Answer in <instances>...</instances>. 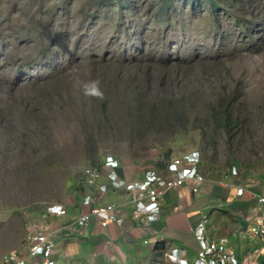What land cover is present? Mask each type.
<instances>
[{
  "label": "rangeland",
  "instance_id": "rangeland-1",
  "mask_svg": "<svg viewBox=\"0 0 264 264\" xmlns=\"http://www.w3.org/2000/svg\"><path fill=\"white\" fill-rule=\"evenodd\" d=\"M213 1L0 0V264L23 213L72 207L108 155L161 168L199 150L217 193L236 168L264 194V0ZM227 217L210 239L247 263L254 240Z\"/></svg>",
  "mask_w": 264,
  "mask_h": 264
},
{
  "label": "crops",
  "instance_id": "crops-1",
  "mask_svg": "<svg viewBox=\"0 0 264 264\" xmlns=\"http://www.w3.org/2000/svg\"><path fill=\"white\" fill-rule=\"evenodd\" d=\"M120 162L121 165L117 169L119 177L131 183H141L147 171L161 172L170 161L161 168L151 163L148 164V162L135 163L130 159H123ZM104 173L106 174L107 171L104 170ZM102 182L105 180L103 179ZM232 184L246 187L239 180L231 177L228 183L221 184L224 193H217L220 185L211 180H207L198 193H193L189 186L171 188L160 197V211L157 213V220L150 223L134 218L133 213L136 206L128 192L112 189L106 195L98 196L97 204L119 205L117 215L124 219V222L120 226L111 224L107 227L101 226L97 219H94L88 228H81L75 223V216L80 213L82 204L83 195L81 193L78 202L68 207L70 209L68 217L58 219L55 223L62 228L55 236L56 264H180V260L184 259L189 264H193L194 262L190 261L189 248L196 247L198 253L196 228L204 218L208 219L205 236L210 239L215 228L213 226L209 229L210 216L215 215L219 221L229 220L227 216L235 218L237 222H232L234 228L226 226L232 231L229 237L233 236L234 229L239 226L246 229L256 216L252 209L257 206V196H264V194H249L246 187L245 196L236 197ZM215 193L218 200L222 199L224 202L219 203L208 198L209 195ZM239 200L247 204V213L240 212L235 206ZM242 219L248 221L245 227L240 222ZM240 235L241 233L238 236L239 239L246 236V234L245 236ZM195 239L196 243H194ZM221 239L228 238L222 236L214 237L212 240ZM158 243L163 246L157 247ZM252 248L246 249V255L250 256L248 264L257 263ZM180 250H185V252ZM172 254L174 256H171ZM237 258L240 260L238 256ZM240 262L247 264L241 260Z\"/></svg>",
  "mask_w": 264,
  "mask_h": 264
},
{
  "label": "built area",
  "instance_id": "built-area-1",
  "mask_svg": "<svg viewBox=\"0 0 264 264\" xmlns=\"http://www.w3.org/2000/svg\"><path fill=\"white\" fill-rule=\"evenodd\" d=\"M202 153L194 150L180 157L173 158L162 172L147 171L141 183H131L119 177L117 169L120 160L108 155L100 165H89L82 171V204L80 213L75 216V223L81 228H88L94 219L101 226L123 224L124 219L117 215L119 205L108 203L98 205V196L106 195L110 190H123L132 196L136 209L134 218L145 223L157 220L160 211V197L171 188L189 186L193 193H198L207 181L202 172ZM104 170L107 173H104ZM232 177L237 169L231 171ZM103 179L105 182H102ZM236 197H244L246 189L233 185ZM257 206L252 211L256 214L253 222L247 227L246 235L254 240L252 248L256 255V264H264V196H257ZM70 209L63 204L47 205L38 215L34 212L23 213L25 238L22 250L5 254L2 264H56L54 250L55 236L62 230L55 223L65 219ZM208 219L204 218L196 228L199 243L198 256L193 264H241L235 253L229 252L227 239L211 240L205 236ZM241 236V235H240ZM183 253L185 250H180ZM171 256H174L173 254ZM180 264H189L180 260Z\"/></svg>",
  "mask_w": 264,
  "mask_h": 264
},
{
  "label": "trees",
  "instance_id": "trees-1",
  "mask_svg": "<svg viewBox=\"0 0 264 264\" xmlns=\"http://www.w3.org/2000/svg\"><path fill=\"white\" fill-rule=\"evenodd\" d=\"M183 1L190 2L191 6L195 5V4H196V6H200V5L204 4V3H206L207 1H209L213 6H215V3H214L213 0H183ZM160 246H163V244L158 243L157 247H160Z\"/></svg>",
  "mask_w": 264,
  "mask_h": 264
}]
</instances>
